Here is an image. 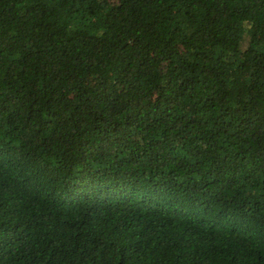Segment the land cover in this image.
<instances>
[{
    "label": "trees",
    "instance_id": "obj_1",
    "mask_svg": "<svg viewBox=\"0 0 264 264\" xmlns=\"http://www.w3.org/2000/svg\"><path fill=\"white\" fill-rule=\"evenodd\" d=\"M0 264H264V0H0Z\"/></svg>",
    "mask_w": 264,
    "mask_h": 264
}]
</instances>
